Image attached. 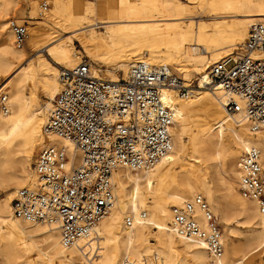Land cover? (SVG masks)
<instances>
[{"label": "bare ground", "instance_id": "obj_1", "mask_svg": "<svg viewBox=\"0 0 264 264\" xmlns=\"http://www.w3.org/2000/svg\"><path fill=\"white\" fill-rule=\"evenodd\" d=\"M2 1L0 14L5 15L9 0ZM185 1L187 4L177 0H95L87 5L84 0H50V11L62 13L66 19L53 29L45 25L30 29L28 46L35 58H27L24 47L14 44L7 20L0 21V78L4 79L0 93L7 96L10 109L6 115L0 114V226L6 228V234L12 231L29 239L28 247L15 243L7 250L5 264H76L86 262L88 258H91V264H148L149 252L158 264H207L212 258L205 244L183 240L170 230L171 216L164 203L168 199L179 205L192 201L195 196L205 200L223 227L227 228L231 215L247 225L246 231L243 229L245 233L237 240L233 237V230L226 229L229 236L225 239L229 241L231 254L238 257L228 263H225V244L221 235L223 253L217 262L259 264L257 260L261 261L264 256L261 219L255 203L242 197L238 191V162L243 152L254 146L260 150L264 164V130L252 132L248 124L239 122L241 114H226L219 89L206 86L210 83L206 70L218 60L225 59L228 65L233 64L238 56L234 50L243 43L248 28L255 22L264 21V0ZM37 4L38 0H32V15ZM203 17L212 23L207 24ZM49 18L45 16L44 22H49ZM100 28H105L104 34L96 31ZM73 41H77L95 63L111 68L100 74L101 70L92 66L100 80L119 82L121 78L116 72L125 73L122 76L125 78L127 66L129 70L130 64L135 62L170 66L185 81L190 80L192 73L200 75L196 86L198 94L194 97L204 101L203 93H208L219 102L226 117H222L220 111L210 113L213 123L202 125L200 138L195 142L199 156L193 159L195 165H199L191 164V169L178 172V177L172 176L166 193L170 172L166 166L182 150L178 128L182 114L175 102L179 95L175 90L165 89L162 99L173 105L175 114L170 153L151 169L137 172L119 169L114 172L115 204L111 212L100 221L91 237L79 240L74 246L63 247L56 227L14 219L12 201L16 188L30 187L35 183L33 171L28 176L26 167L36 150L48 145H62L73 151L68 141L46 138L43 134L51 101L60 89L59 68L70 70L80 62L72 47ZM37 72L36 89L33 81ZM184 87L188 89V96L182 99L188 101L194 93L189 86ZM39 92L49 100L44 104V116L38 108ZM227 121H231L226 126L228 139L223 135V125ZM16 155L21 157L20 174L9 171ZM72 161L74 164L79 162L76 153ZM153 178L156 183L154 191L150 182ZM7 187L9 189L3 191ZM153 193L161 198L154 212V222L149 223V217L141 222L138 214L145 211L139 209ZM126 202L125 217L132 216L134 225L126 228L123 219L120 228ZM195 217L201 228L207 230L208 223L198 208ZM149 225L157 231L154 236L156 245L152 249L144 230V226ZM174 238L182 241L181 248L177 247ZM30 251L35 258L29 257ZM22 257L23 260L16 263Z\"/></svg>", "mask_w": 264, "mask_h": 264}, {"label": "built area", "instance_id": "obj_2", "mask_svg": "<svg viewBox=\"0 0 264 264\" xmlns=\"http://www.w3.org/2000/svg\"><path fill=\"white\" fill-rule=\"evenodd\" d=\"M48 5L42 3L41 12ZM14 44L28 38L25 24L9 21ZM233 64L213 62L208 69L209 88H218L227 115L241 114L239 122L252 132L264 130V21L253 23L242 44L237 45ZM60 89L51 101L43 134L71 143L68 147L48 145L36 153L32 171L35 183L17 190L12 217L30 224L56 227L63 247L95 233L100 221L114 207L112 175L119 169L137 172L151 169L172 148L173 105L164 103L162 92L175 90L186 98L188 89L166 66L144 62L130 64L127 76L117 83L95 76L90 61L83 59L59 74ZM10 111L7 96L0 93V114ZM74 153L79 162L74 164ZM238 191L253 201L264 234V164L260 150L246 149L238 162ZM204 215L208 228L198 224L195 211ZM170 230L187 241L205 244L212 260L223 253L221 231L215 216L201 196L170 208ZM146 213L138 219L146 221ZM134 218L126 216L131 228ZM78 264H91V258Z\"/></svg>", "mask_w": 264, "mask_h": 264}, {"label": "rangeland", "instance_id": "obj_3", "mask_svg": "<svg viewBox=\"0 0 264 264\" xmlns=\"http://www.w3.org/2000/svg\"><path fill=\"white\" fill-rule=\"evenodd\" d=\"M45 1H47L46 4L48 5V8L41 15L40 14V12H41L40 6L42 3H45ZM49 1L50 0H38V4H40V5L39 6H38V4L36 5V8L34 9V15H32V12H31L32 11V0H9L7 2L5 15L0 14V21L4 20V19L7 20L8 26H9L10 20H15L16 23H19V24H25L27 31H28V38L27 39H29L30 29L38 27V26L40 27L42 25H45V26L53 29L56 27V24L62 22L63 19H66V18H63L65 16L64 14L52 13L50 11ZM59 1L62 2V0H59ZM84 1L88 5L89 3H93L95 0H84ZM131 1H134V0H131ZM177 1L180 2L181 4H187L185 0H177ZM2 2L3 1L0 0V3H2ZM45 16L48 18L50 17L49 22H44ZM203 21H205L207 24L212 23V21L206 17H203ZM96 31L98 33L101 32V34H104L105 28H100V29H97ZM23 47L27 53V58H31V57L35 58L32 50L28 46V40H26ZM72 47H73L74 51L77 53V55L80 57V61L83 59L90 61L92 66L99 68L101 70L100 74L104 73V70H106V69L111 70L110 67H107L104 64L95 63L93 61V59L91 57H89L88 54L82 49V47L80 46V44L77 41H73ZM234 51L236 52L237 50L235 49ZM131 62H132V59L127 62V65ZM167 68H168V70H170L171 73L175 74L184 83L185 86H189V90L193 91L194 94L190 99H188V101H185V100L181 99L180 97H178L179 100L183 101V102H180L179 100L177 101V99L175 101V102H177V110L179 111V113L182 114V119L178 124V128L180 129V135L182 138V143H181V146H182L181 152L182 153L180 152L179 153L180 155H178L175 158V160L169 166H166V168L170 170L169 176H168V183L166 184V189H165L166 193L169 192L170 179L172 178V176L178 177V175L180 174L178 172H181L183 169H188V170L191 169L190 168L191 164L195 165L193 158L195 156H199V154L196 151L195 142L200 138L202 125L206 122H211L210 113L215 112V111H220L222 114V117H224V118L226 117V114H225L224 110L222 109V107L219 105V102H217L215 99L211 98V96L208 93H203L204 94L203 97L205 98L204 101H202L201 99H198L199 98L198 96L194 97L195 95L198 94V91L196 90V86H197L198 79L200 78V75L192 73L190 80L185 81V80H183L181 75L176 70H174V68H172L170 66H167ZM59 70L63 71L61 68H59ZM127 71H128V66H127L126 72ZM206 71L208 72V70H206ZM38 73L39 72H37V76H36L37 78L33 81V85L36 87V89L38 87V84H37V79L39 78ZM116 74L118 75L119 78H121L123 76V74H125V73L116 72ZM3 80H4L3 78H0V84L3 82ZM37 94H38L39 112L41 115L44 116V107H45L44 104L46 102H49V100L45 97V95L43 93L39 92ZM27 95H28V93H27ZM211 123H213V122H211ZM228 123H231V121H227V123L223 125V128H225V130L223 131V135L227 139H228V137H227L226 126ZM42 141H43V139H42ZM238 151L240 153L239 155H241L242 150L240 149ZM37 152L38 151L36 150V152H34L33 156H31L30 161L28 163V166L26 167V173L28 174V176L32 175V164H33V160H34V157H35ZM20 159H21L20 155H16L15 163L9 167L10 172H12L14 174H20L21 173L22 163H21ZM198 165L196 164L195 166H198ZM150 182L152 183V187H151L152 191H154L155 187H156V183L154 181V178ZM22 187H26V186H22ZM22 187L16 188L14 190V195H15L16 191ZM7 189H9V187L4 188L3 191L6 192ZM218 190L221 191L220 188ZM1 192L2 191L0 190V194H1ZM160 199H161L160 196L153 193L147 197L146 201L144 202V205H142V207H140V209H139V210H143L147 213V215H148L147 217H149V220H148L149 223L154 222V219H155L154 212L157 210L156 206L159 203V201H161ZM164 203L166 204V209H167L168 213L170 212V208L172 206L177 205L175 203L170 202L168 199H166V202H164ZM127 204L128 203L126 202L125 207L123 209V215H122V221H121L120 228L123 227L122 226L123 225V219H124L125 215L127 214V207H126ZM215 217L217 219L216 222L219 226V229L221 231V235L223 237V241L225 244L224 245V253L226 256L225 263H228L229 260H232V259L235 260L238 257L232 256V254H231L229 241H228V239L227 240L225 239L226 237L229 236L228 231L226 229H228V228L232 229L233 233H234L233 237L235 240H237L243 236V234L245 233V231L247 229V225H245V223L243 221H240V219L238 217H236L235 215H231L229 225L227 226V228H225L220 223V220L218 219V217L217 216H215ZM166 221H167V217H166ZM11 222H13V221H11ZM13 224H15V223L13 222ZM167 225H168V222H167ZM38 226H40V225H38ZM144 230H145V233L148 235L149 247H150V249H152L156 245V241L154 239V236H155V233L157 231L155 229H153V227L151 225L144 226ZM174 241L176 242L177 247L181 248L180 245H182V241L176 240L175 238H174ZM15 243H19L20 246L24 245L25 247L26 246L28 247L29 246V239L27 237L18 236L16 233H14L12 231L9 234H6V228L3 226H0V264H5L4 263V257L6 256L7 250L12 245H14ZM29 257L33 259L36 257V255L30 251ZM23 258L24 257H22L21 259H18L16 263H20L23 260ZM147 261H148V264H158L157 260L154 258L153 254L150 252L147 253ZM257 262L259 264H264V256L262 257L261 261L257 260ZM77 263H79V262H77Z\"/></svg>", "mask_w": 264, "mask_h": 264}]
</instances>
